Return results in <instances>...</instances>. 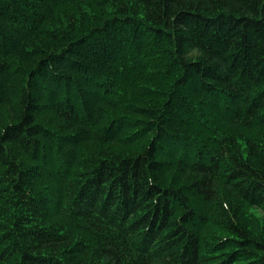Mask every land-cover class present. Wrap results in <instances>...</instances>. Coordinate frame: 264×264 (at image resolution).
I'll list each match as a JSON object with an SVG mask.
<instances>
[{
    "label": "trees",
    "instance_id": "16d2710c",
    "mask_svg": "<svg viewBox=\"0 0 264 264\" xmlns=\"http://www.w3.org/2000/svg\"><path fill=\"white\" fill-rule=\"evenodd\" d=\"M0 264H264V0H0Z\"/></svg>",
    "mask_w": 264,
    "mask_h": 264
}]
</instances>
